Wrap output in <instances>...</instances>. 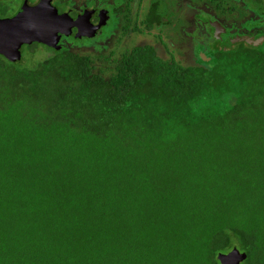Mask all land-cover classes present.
<instances>
[{"label": "trees", "instance_id": "obj_1", "mask_svg": "<svg viewBox=\"0 0 264 264\" xmlns=\"http://www.w3.org/2000/svg\"><path fill=\"white\" fill-rule=\"evenodd\" d=\"M20 52L0 55V264H264V46Z\"/></svg>", "mask_w": 264, "mask_h": 264}, {"label": "flooded vegetation", "instance_id": "obj_2", "mask_svg": "<svg viewBox=\"0 0 264 264\" xmlns=\"http://www.w3.org/2000/svg\"><path fill=\"white\" fill-rule=\"evenodd\" d=\"M51 4L72 21L70 35L60 37L61 48L72 44L86 49L84 43L108 37L115 45L109 53L121 54L126 45H151L196 62L202 54L210 61L222 46L244 43L227 45L240 37L261 38L257 47L264 46V0H52Z\"/></svg>", "mask_w": 264, "mask_h": 264}, {"label": "water", "instance_id": "obj_3", "mask_svg": "<svg viewBox=\"0 0 264 264\" xmlns=\"http://www.w3.org/2000/svg\"><path fill=\"white\" fill-rule=\"evenodd\" d=\"M51 2L52 0H39L31 4L29 0H24L16 14L9 18H0L1 56L10 62L20 63L22 60L20 50L24 45L36 43L54 50L61 48L60 37L62 34L70 35L72 21L66 14H59ZM262 40L240 37L231 40L227 45L244 42L249 46L257 47L261 45ZM200 58L203 61L209 60L204 55H200ZM245 259L246 254L236 248L217 255L220 264H241Z\"/></svg>", "mask_w": 264, "mask_h": 264}, {"label": "rangeland", "instance_id": "obj_4", "mask_svg": "<svg viewBox=\"0 0 264 264\" xmlns=\"http://www.w3.org/2000/svg\"><path fill=\"white\" fill-rule=\"evenodd\" d=\"M21 0H0V6L6 7L9 10V13L14 11L20 4ZM126 42V41H125ZM114 43V38H102V39H94L90 42L84 43L85 46H88V48H84L82 46L80 47H73L72 44L69 46H64L66 47L65 49H69L72 52H76L79 54H90L93 55V57H96V55H108L109 51L111 49L114 50L115 45ZM77 44H74V46ZM122 47V46H120ZM124 48H129L128 45L124 46ZM123 49V48H121ZM22 57H23V65L27 68H33L35 67L38 63L43 61L46 57L50 56L51 53L49 50L46 48L39 46L32 51H28L26 48L22 50ZM115 55H119V52L116 53ZM206 57L205 54H202ZM179 59L183 62L185 61V55H177ZM200 57V56H198ZM10 62V61H9Z\"/></svg>", "mask_w": 264, "mask_h": 264}]
</instances>
